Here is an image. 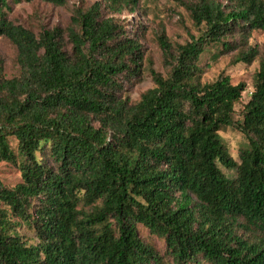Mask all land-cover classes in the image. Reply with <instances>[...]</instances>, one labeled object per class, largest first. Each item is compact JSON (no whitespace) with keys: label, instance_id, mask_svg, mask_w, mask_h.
Instances as JSON below:
<instances>
[{"label":"trees","instance_id":"16d2710c","mask_svg":"<svg viewBox=\"0 0 264 264\" xmlns=\"http://www.w3.org/2000/svg\"><path fill=\"white\" fill-rule=\"evenodd\" d=\"M30 1L0 0L18 65L7 78L0 61V162L20 172L12 187L0 180V264H264V56L238 122L245 84L202 81L200 64L212 47L214 59L237 50L233 62L255 61L248 39L264 30V0L186 5L197 34L157 35L165 75L144 67L119 17L139 0L77 5L65 30L38 34L8 17ZM145 71L153 86L131 102L124 81ZM235 125L246 139L237 160L219 133ZM138 225L164 239L168 259Z\"/></svg>","mask_w":264,"mask_h":264},{"label":"rangeland","instance_id":"374dc122","mask_svg":"<svg viewBox=\"0 0 264 264\" xmlns=\"http://www.w3.org/2000/svg\"><path fill=\"white\" fill-rule=\"evenodd\" d=\"M94 1L97 0H66L64 5H54L41 0L19 2L11 5L8 17L12 22L30 28L36 34L43 28L51 29L56 26L65 30L70 24L74 7L90 5ZM192 1L194 0H139L137 11L119 15L120 18H125L129 33L132 30L135 31L142 44L145 68L150 66L163 75L167 73L162 52L157 43V35L161 28L164 29L166 36L173 44H182L189 38V34H197L186 8V5ZM248 44L256 46L259 52L258 57L250 64L233 62L237 50L224 53L214 59L212 54L215 49L213 47L209 48L200 59V64L204 68L202 81H213L218 75L224 74L230 77L233 84L239 82L245 84L242 98L234 107L233 118L236 122L241 120L243 104L248 100L252 91V76L258 68L259 59L264 56V30L252 31ZM0 61L5 77L9 78L16 75L18 72L16 48L5 37H0ZM124 84H126V94L131 102L137 101L144 91L153 86L148 71H145L139 80L132 83L124 81ZM219 133L230 155L237 160L239 150L245 146V137L236 125L224 127ZM10 143L15 148L16 143L13 139H10ZM223 172L228 176L234 175V170L223 168ZM0 180L7 187L14 186L20 181L18 167L13 163L1 161ZM18 231L31 242L34 241L33 231L26 225L22 224ZM137 232L145 243L150 244L165 260L168 259L162 237L151 233L141 225L137 226Z\"/></svg>","mask_w":264,"mask_h":264}]
</instances>
